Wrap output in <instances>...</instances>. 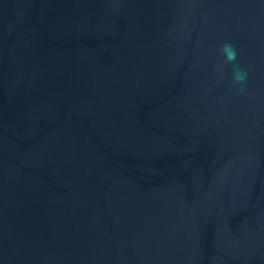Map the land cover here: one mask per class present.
Instances as JSON below:
<instances>
[{"label": "water", "instance_id": "water-1", "mask_svg": "<svg viewBox=\"0 0 264 264\" xmlns=\"http://www.w3.org/2000/svg\"><path fill=\"white\" fill-rule=\"evenodd\" d=\"M0 264H264V0H0Z\"/></svg>", "mask_w": 264, "mask_h": 264}, {"label": "clouds", "instance_id": "clouds-1", "mask_svg": "<svg viewBox=\"0 0 264 264\" xmlns=\"http://www.w3.org/2000/svg\"><path fill=\"white\" fill-rule=\"evenodd\" d=\"M222 52L225 57V62L233 64V80L236 83H243L247 78V73L235 63L237 58L236 50L230 44L225 43L222 47Z\"/></svg>", "mask_w": 264, "mask_h": 264}]
</instances>
